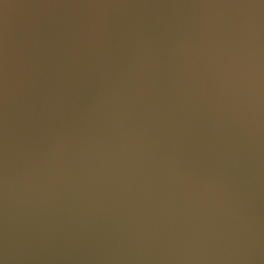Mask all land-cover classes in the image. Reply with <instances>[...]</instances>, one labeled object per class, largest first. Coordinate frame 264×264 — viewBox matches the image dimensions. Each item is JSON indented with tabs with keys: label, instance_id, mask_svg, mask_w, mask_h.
Listing matches in <instances>:
<instances>
[{
	"label": "water",
	"instance_id": "obj_1",
	"mask_svg": "<svg viewBox=\"0 0 264 264\" xmlns=\"http://www.w3.org/2000/svg\"><path fill=\"white\" fill-rule=\"evenodd\" d=\"M0 264H264V0H0Z\"/></svg>",
	"mask_w": 264,
	"mask_h": 264
}]
</instances>
